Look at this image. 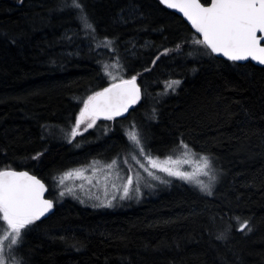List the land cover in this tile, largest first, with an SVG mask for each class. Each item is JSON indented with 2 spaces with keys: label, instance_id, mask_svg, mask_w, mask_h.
Instances as JSON below:
<instances>
[{
  "label": "trees",
  "instance_id": "1",
  "mask_svg": "<svg viewBox=\"0 0 264 264\" xmlns=\"http://www.w3.org/2000/svg\"><path fill=\"white\" fill-rule=\"evenodd\" d=\"M81 2L95 42L70 8L61 10L65 0H0V170L37 176L56 203L28 231L20 259L264 264V67L205 54L193 44L198 35L159 0ZM108 67L124 78L138 74L141 102L126 117L99 120L67 141L82 101L110 84ZM128 128L142 134L153 156L186 144L211 157L221 173L215 195L174 183L157 198L117 211L53 196L54 180L64 173L128 153ZM237 217L251 231H240ZM230 226L227 239L216 238Z\"/></svg>",
  "mask_w": 264,
  "mask_h": 264
},
{
  "label": "snow or ice",
  "instance_id": "2",
  "mask_svg": "<svg viewBox=\"0 0 264 264\" xmlns=\"http://www.w3.org/2000/svg\"><path fill=\"white\" fill-rule=\"evenodd\" d=\"M159 4L167 9L177 10L190 22L191 28L199 37L193 39V44L201 45L206 50L205 54L223 57L233 63L251 60L264 66V0H210L207 6L200 0H159ZM69 8L76 15L85 38L95 42L97 39L95 25L92 24L81 0H72L71 5L65 0L61 10ZM104 39L110 40L108 37ZM112 46L115 48V42H112ZM167 52L168 50L165 49V54ZM156 59H159V56ZM101 67L104 70L105 66ZM107 74L111 75V73ZM137 75L128 78L122 76L119 79L113 76L107 87L102 86L99 91L88 95L82 101L83 106L75 118V125L70 131L71 137L75 138L81 124L86 121L87 128H91L100 117L113 120L127 112L130 106L138 103L141 99V88L137 84ZM173 83L179 85L180 81L176 80ZM184 147L187 148L188 145L185 144ZM132 153H135L133 158L136 164L144 169L149 177L159 180L160 183L167 184L169 181L161 179L153 169L165 173L168 177L187 182L189 174L173 169L170 166L171 157L165 162H159L158 157L153 156L145 146L140 133L132 137L129 154ZM118 160L119 158L113 159L106 165L109 170L116 169L115 179L111 184L112 200L137 198L142 195V187H153L147 181L142 184L139 179H134L133 175H126L121 179ZM214 167L212 158L205 155L203 174H212ZM128 171L131 172L132 169L129 168ZM211 178L213 182L210 184L201 183L192 186L198 188L205 196L213 197L218 176L212 175ZM46 191H48L46 184L28 171L11 168L0 170V229H3V233L0 234V264H25V261L19 258L24 238L36 222L54 206L52 199L44 197ZM66 191L67 194L76 195L72 188H67ZM103 191L106 206L110 207L108 185H105ZM65 194V191L59 192L61 197ZM236 219L240 231L245 228L251 231L247 221L240 222L239 217ZM231 230L230 226L216 238L227 239V233Z\"/></svg>",
  "mask_w": 264,
  "mask_h": 264
},
{
  "label": "rangeland",
  "instance_id": "3",
  "mask_svg": "<svg viewBox=\"0 0 264 264\" xmlns=\"http://www.w3.org/2000/svg\"><path fill=\"white\" fill-rule=\"evenodd\" d=\"M108 73H111L109 76L110 83L112 81V77H116L119 79L121 73L118 71L116 67H108ZM99 120H96L93 127L87 128V121L84 124H81L79 130L77 131V135H84L87 131L94 130L99 125ZM101 131V130H100ZM107 132V131H105ZM127 138L130 143V149L132 148V137L136 136L138 131L133 128L127 129ZM141 134V133H140ZM67 141L71 143L75 141V138L70 137V132L63 135ZM135 153L131 155L128 153L123 154V156H119L116 158H112L110 161H100L92 160V162L85 164L81 167H76L71 169L70 171L64 173L59 178L54 180V185L51 190L53 192V196L58 199H72L78 202L83 207L95 209V210H128L134 207L140 206L142 203L149 199L157 198L160 194H162L165 190L170 188L174 183H182L188 186L193 187L192 185L197 184H210L212 183V175L218 176V182L215 185V189L219 185L221 179V173L216 168L214 164V171L210 175H204L203 168V155H199L197 152H194L188 148L183 147L180 151L176 153L169 154L165 157H158L159 162H165L171 157L170 166L173 169L180 170L182 172L188 173L187 182L182 181L180 179L174 177H168L165 173L159 172L156 169H153V172L161 179L168 180L169 183H160L159 180L153 179V177H149L144 169L140 168L139 165L136 164L135 159L133 158ZM156 157V156H155ZM119 163L120 169V177L123 179L126 175H133L134 179H139L143 184L144 181H147L153 185V187H142V195L137 198L132 199H120L117 198L112 200L111 197L113 195V191L111 188V184L115 179L116 169L113 168L109 170L106 165L111 163L113 159H117ZM127 160V163L124 161ZM98 163H93V162ZM131 168L132 171L129 172L128 169ZM95 169V171H94ZM111 171V175L109 172ZM138 174V175H137ZM108 185V199L111 200V206H106V201L104 197V187ZM49 187V186H48ZM67 188H72L76 195L67 194ZM194 189L195 188L193 187ZM60 191H65V195L63 197L59 196ZM200 192V191H199ZM202 193V192H201ZM203 194V193H202ZM96 197H99L97 199ZM83 201V202H81ZM56 206V203H54ZM3 233V229H0V234ZM20 258V257H19Z\"/></svg>",
  "mask_w": 264,
  "mask_h": 264
},
{
  "label": "water",
  "instance_id": "4",
  "mask_svg": "<svg viewBox=\"0 0 264 264\" xmlns=\"http://www.w3.org/2000/svg\"><path fill=\"white\" fill-rule=\"evenodd\" d=\"M200 2H201V1H200ZM201 3H202V2H201ZM169 10L173 11L176 15H178L180 18H182V19L187 23V25L191 28L190 22H188V21L186 20V18H184L183 15H182L181 13H179L177 10H174V9H169ZM191 29H192V28H191ZM192 31L195 33L194 29H192ZM195 34H196V33H195ZM196 35H198V34H196ZM214 56H215V55H214ZM215 57L226 60V59L223 58V57H218V56H215ZM248 62H252L253 64H255V65L259 66V67H264V66H262V65H259L257 62H255V61H251V60H249V61H244V62H237V63L245 64V63H248ZM137 84L139 85L138 82H137ZM139 86H140V85H139ZM140 88H141V86H140ZM142 93H143V92H142V88H141V99H140V101H139L138 103L133 104L132 106H130L127 112H125V113H124L123 115H121V116H117L115 119H120V118L126 117V116L128 115V113H129V111H130L131 109H133L136 105H138V104L141 102V100H142ZM97 120H106V119H104L103 117H100V118L97 119ZM17 171H20V170H17ZM29 174H31V173L29 172ZM32 175H33V174H32ZM37 178H38V177H37ZM39 179H40V178H39ZM42 181H43V180H42ZM43 182H44V181H43ZM44 183H45V182H44ZM45 184H46V183H45ZM46 186L48 187L47 184H46ZM44 197H45L46 199H50V197H49V187H48V191L45 192ZM54 210H55V206H53V208H52V209H51V210H50V211H49L44 217H42L41 220H44V219L49 218V217L53 214Z\"/></svg>",
  "mask_w": 264,
  "mask_h": 264
},
{
  "label": "bare ground",
  "instance_id": "5",
  "mask_svg": "<svg viewBox=\"0 0 264 264\" xmlns=\"http://www.w3.org/2000/svg\"><path fill=\"white\" fill-rule=\"evenodd\" d=\"M207 6V5H206ZM169 10V9H168ZM171 11V10H170ZM173 12V11H172ZM137 82H138V80H137ZM139 83V82H138ZM140 85V84H139ZM141 86V85H140ZM142 88V87H141ZM55 127H57V126H54L53 125V128H55ZM60 127V126H59ZM63 127V126H62ZM51 128V127H50ZM58 128V127H57ZM65 128V127H64ZM50 132H51V130H50ZM59 132V131H58ZM57 135V134H56ZM53 137V136H52ZM71 137V136H70ZM51 138V137H50ZM49 138V139H50ZM60 138H62V137H60ZM54 140V139H53ZM60 140V139H59ZM76 140V139H75ZM70 142V141H69ZM61 144V143H60ZM66 144V143H65ZM129 209V208H128ZM132 209V208H131Z\"/></svg>",
  "mask_w": 264,
  "mask_h": 264
},
{
  "label": "flooded vegetation",
  "instance_id": "6",
  "mask_svg": "<svg viewBox=\"0 0 264 264\" xmlns=\"http://www.w3.org/2000/svg\"><path fill=\"white\" fill-rule=\"evenodd\" d=\"M249 63V62H248ZM252 63V62H251ZM238 64H240V63H238ZM246 64V63H245ZM257 66V65H256ZM259 67V66H258Z\"/></svg>",
  "mask_w": 264,
  "mask_h": 264
}]
</instances>
